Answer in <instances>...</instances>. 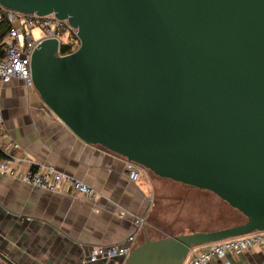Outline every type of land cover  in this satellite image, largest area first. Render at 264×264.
<instances>
[{"label": "water", "instance_id": "95a60500", "mask_svg": "<svg viewBox=\"0 0 264 264\" xmlns=\"http://www.w3.org/2000/svg\"><path fill=\"white\" fill-rule=\"evenodd\" d=\"M68 21L80 48L43 40L34 87L76 137L162 179L206 190L240 226L151 240L127 260L183 264L189 249L264 232V0H0ZM8 264H16L9 262Z\"/></svg>", "mask_w": 264, "mask_h": 264}, {"label": "crops", "instance_id": "0c3cea01", "mask_svg": "<svg viewBox=\"0 0 264 264\" xmlns=\"http://www.w3.org/2000/svg\"><path fill=\"white\" fill-rule=\"evenodd\" d=\"M0 109L5 124L0 158L21 159L23 174L32 164L53 167L100 195L91 202L0 175V264H8L5 259L16 264H90L87 259L94 249L128 245L137 218H145L146 226L136 246L151 239L155 201L177 182L148 171L132 181L125 158L81 141L21 80L3 86ZM210 264H264V248Z\"/></svg>", "mask_w": 264, "mask_h": 264}, {"label": "built area", "instance_id": "2783aa9c", "mask_svg": "<svg viewBox=\"0 0 264 264\" xmlns=\"http://www.w3.org/2000/svg\"><path fill=\"white\" fill-rule=\"evenodd\" d=\"M0 12V24L6 19L12 25L9 34L3 40L1 47L3 57L0 59V99L4 85L13 80H21L25 86L35 89L31 74V59L33 53L43 40L57 39L60 44L58 56H68L75 53L81 46L77 31L68 21L50 16H26L6 9ZM18 25V26H16ZM36 27L42 30L41 39L34 40L32 32ZM67 35L69 39L63 43L61 36ZM63 46H69L66 54L61 53ZM5 124L2 110L0 109V137H4ZM127 172L134 182L139 181L141 173L147 169L127 161ZM22 160L9 156L0 158V175L8 178L19 179L26 184L53 194H76L84 200L95 202L99 199V193L89 185L76 180L55 168L46 165L32 164L26 174L21 173ZM124 217V214L121 215ZM136 233L128 240V245H113L94 249L88 256L87 262L97 264L109 263L114 259H124L130 256L137 247L136 240L140 232L146 226L145 218L135 220ZM256 248H264V232H254L246 236L231 238L203 247L189 249L187 258L183 264H210L215 260H223L229 255L240 256Z\"/></svg>", "mask_w": 264, "mask_h": 264}, {"label": "rangeland", "instance_id": "374dc122", "mask_svg": "<svg viewBox=\"0 0 264 264\" xmlns=\"http://www.w3.org/2000/svg\"><path fill=\"white\" fill-rule=\"evenodd\" d=\"M32 35L34 40L39 41L42 35L41 28H34ZM61 39L65 43L69 36L62 35ZM147 171L151 176H156L151 171ZM177 184L175 189L160 193L161 196L155 201V209L150 217V222L156 228L150 229L152 240L216 232L246 222L243 214L215 194Z\"/></svg>", "mask_w": 264, "mask_h": 264}, {"label": "trees", "instance_id": "16d2710c", "mask_svg": "<svg viewBox=\"0 0 264 264\" xmlns=\"http://www.w3.org/2000/svg\"><path fill=\"white\" fill-rule=\"evenodd\" d=\"M3 11H4L3 8L0 7V12ZM11 29H12V25L6 19L0 24V59L3 57V50L1 44L5 39V37L9 34ZM69 50H70L69 46H63L61 48V53L66 54Z\"/></svg>", "mask_w": 264, "mask_h": 264}]
</instances>
